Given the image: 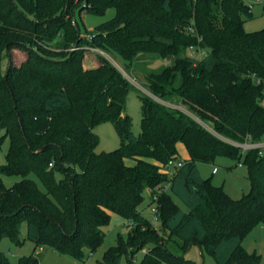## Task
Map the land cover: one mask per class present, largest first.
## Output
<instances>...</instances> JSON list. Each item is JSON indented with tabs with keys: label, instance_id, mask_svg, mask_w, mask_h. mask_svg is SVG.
I'll return each instance as SVG.
<instances>
[{
	"label": "trees",
	"instance_id": "trees-1",
	"mask_svg": "<svg viewBox=\"0 0 264 264\" xmlns=\"http://www.w3.org/2000/svg\"><path fill=\"white\" fill-rule=\"evenodd\" d=\"M111 7L115 15L89 38L72 20L77 9L104 14ZM244 14L252 15L245 0H0V130L10 139L0 169V239L21 244L26 222L35 243L16 263L0 251V264H39L35 252L45 246L84 259L103 243L111 212L132 230L97 264H123L124 256L125 264H194L185 257L193 244L218 264L260 261L242 242L264 225V146L244 151L241 144L264 134V29L246 31ZM90 47L117 52L127 66L147 56L167 62L148 74V88L161 100L140 94L139 134L126 113L132 83L100 54L85 68ZM14 49L26 52L19 64ZM175 96L198 118L163 102ZM103 121L113 122L122 144L97 152L93 129ZM179 143L190 158L170 174ZM243 153L252 186L241 198L201 174L199 162ZM2 171L22 179L9 187ZM145 190L167 236L139 209Z\"/></svg>",
	"mask_w": 264,
	"mask_h": 264
},
{
	"label": "rangeland",
	"instance_id": "rangeland-1",
	"mask_svg": "<svg viewBox=\"0 0 264 264\" xmlns=\"http://www.w3.org/2000/svg\"><path fill=\"white\" fill-rule=\"evenodd\" d=\"M245 2L250 5L252 9V15H243L245 20L244 27L246 31L253 32L264 29V0H245ZM115 13L116 9L114 7L108 8L104 14L90 13L84 9H77L72 20L77 22L81 35L89 38L97 25L112 18ZM49 46L55 49H59L60 47L59 45H56V43H51ZM70 50H72V48H70ZM189 52L197 56L201 55L199 54V51L194 53L191 48L189 49ZM84 54L85 68L96 66L98 63V55L100 54L120 69L123 75L132 83V88L129 90L127 96L126 113L130 114L133 119V131L136 134H139L142 130L143 117L140 94L145 93L159 99L148 88V74L161 69L167 62L161 58L156 59L151 56H147L139 59L131 66H127L122 56L117 52L90 47L84 52ZM25 56V51L20 49L13 50V60L15 63L19 64L22 62L25 59ZM8 66L9 58L5 54L2 59L3 71H6ZM163 102L172 107H178L190 113L195 118H198L196 114L189 109V106L182 101L181 97L175 96L171 98L170 101ZM262 103L264 105V98ZM204 124L211 129L207 123ZM93 130L100 137L99 144L96 148L97 152L111 151L121 146L122 139L113 122L103 121L97 124ZM4 133L5 130L1 129L0 138H2ZM248 142L252 143L251 141ZM254 144L264 146V134L260 142ZM9 149L10 139L8 136H5L0 142V169L7 161ZM179 150V160L185 159L183 154L185 147L183 144L179 145ZM243 150L245 151L247 149L243 147ZM198 166L203 177L210 179V181L215 185L224 187V189L233 198H241L244 194L250 192L251 190L252 182L249 176L248 166L244 162V153L241 159H234L227 155H221L214 163L199 162ZM173 172V169L169 171L170 174ZM1 174L4 183L9 187L22 179V176L19 174H9L3 171ZM28 177L35 180L42 189H45L43 182L35 172L28 174ZM174 199L184 211L190 210V207L179 197L174 196ZM154 207L155 204L151 201L150 190H145L144 201L140 204L139 209L148 219L152 221L155 227H157L160 231H163V233L167 236V233L164 229H162L161 220L156 219L154 216ZM103 229L105 231L103 243L93 253H90L87 250L84 259L74 257L68 253H61L53 247L45 246L42 249L38 247L35 252L39 259V264H97L98 261L102 260L105 251L109 247L117 245L119 235H123L128 238L132 230V226L129 225V221L125 217L118 213L111 212V220L108 224L103 226ZM19 235L22 240L21 244L14 243L9 236H3L0 239V251L5 252L12 263H16L23 255L32 254L35 250V243L27 237L26 222H23ZM242 243L249 252L257 253L259 255L260 261L256 264H264V225L262 223L255 225L253 229L244 236ZM169 246L173 249L177 248L175 243H171ZM145 252L146 251L144 249L140 250L134 257L135 262L140 263ZM185 257L191 259L194 264H218L213 254L206 250L202 252V249L198 244H193L185 254ZM126 261V256H124L122 263L125 264ZM161 264L170 263L162 262Z\"/></svg>",
	"mask_w": 264,
	"mask_h": 264
},
{
	"label": "built area",
	"instance_id": "built-area-1",
	"mask_svg": "<svg viewBox=\"0 0 264 264\" xmlns=\"http://www.w3.org/2000/svg\"><path fill=\"white\" fill-rule=\"evenodd\" d=\"M77 47H73L72 50L76 49ZM191 48L194 49L193 46H191ZM196 52V50H194V53ZM205 54V53H204ZM242 147H244L245 149H249V148H252V147H257V146H260V144H254V143H249L248 141L241 144ZM261 147V146H260ZM183 164V161L182 160H170L169 163L167 164V168H166V171H168L169 169L172 170L176 167H180L181 165ZM241 164V163H240ZM153 211H154V216L156 219H158V215H157V207H154L153 208ZM41 249L43 247H40Z\"/></svg>",
	"mask_w": 264,
	"mask_h": 264
},
{
	"label": "crops",
	"instance_id": "crops-1",
	"mask_svg": "<svg viewBox=\"0 0 264 264\" xmlns=\"http://www.w3.org/2000/svg\"><path fill=\"white\" fill-rule=\"evenodd\" d=\"M181 144H183L184 147H185V150H183L184 158L185 159H189L190 158V155H189L188 149H187V147H186V145L184 143H179L178 144V150H179V145H181ZM179 154H180V150H179ZM144 250L146 251L147 249L145 248Z\"/></svg>",
	"mask_w": 264,
	"mask_h": 264
}]
</instances>
